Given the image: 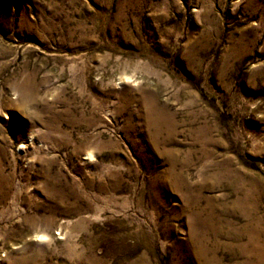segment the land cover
I'll list each match as a JSON object with an SVG mask.
<instances>
[{
  "label": "rangeland",
  "instance_id": "rangeland-1",
  "mask_svg": "<svg viewBox=\"0 0 264 264\" xmlns=\"http://www.w3.org/2000/svg\"><path fill=\"white\" fill-rule=\"evenodd\" d=\"M0 264H264V0H0Z\"/></svg>",
  "mask_w": 264,
  "mask_h": 264
}]
</instances>
